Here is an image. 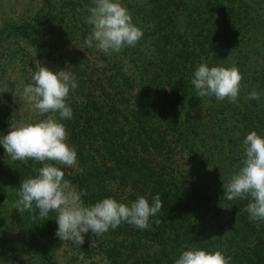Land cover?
Here are the masks:
<instances>
[{
    "label": "trees",
    "instance_id": "obj_1",
    "mask_svg": "<svg viewBox=\"0 0 264 264\" xmlns=\"http://www.w3.org/2000/svg\"><path fill=\"white\" fill-rule=\"evenodd\" d=\"M175 1L182 6L178 7L174 0L164 3L153 0L154 5L160 2L165 7L161 12L149 10L148 15L158 24L154 26L159 33H156L154 41L162 40L166 49L159 45L164 51L160 56H138L141 62L138 73L130 79L131 86L135 87L131 96L127 95L121 83L113 81V77L106 78L108 86L119 89L116 93H120L121 97L118 99L129 106L121 108V114H129L140 134H143L142 125L148 119L165 110L163 119L158 123L153 122L146 132L149 140H146L147 149L152 151V159L156 163L163 159L165 172L161 174L159 168L155 167L162 177L158 182L154 179L150 183V186L154 185V190L142 195L151 205L152 198L159 194L162 209L155 217H150L148 229L140 230L134 226L130 229L127 223L109 229L108 232L124 236L121 243L124 251L117 254L118 258L123 257V262L111 257L110 263L175 264L183 251L195 248L213 253L220 251L226 258H231L230 264H264V222L249 220L244 208L250 199L222 200L223 187L221 194L214 189L216 182L212 180L213 176L209 177L210 171L203 164L206 153L201 152L206 143H211L220 156L222 172L227 173L230 179L244 159L243 150H237L243 138L252 131L264 137V68L256 70V64L262 63L264 56L262 61L257 60L256 56L253 59L248 56L243 59L225 56L227 52H234L229 48L228 34L233 28L238 29L242 20H248L256 27L264 23V0H196L199 8L192 0ZM46 4L49 5L47 0ZM140 18L145 19L143 16ZM34 25H39L37 18L32 22L31 29ZM25 29L24 24L10 28L26 34ZM201 63L225 68L235 65L239 69L243 79L236 103L224 100L213 104V97L196 95L191 80ZM158 70L163 72L162 80L156 76ZM78 73L80 77L84 75V72ZM130 84L127 81V86ZM252 91L261 94L259 100L247 99ZM75 94L81 103L77 104L76 111L71 106L74 123L66 125L67 143L77 152L76 170L72 171L70 167L56 162L49 163L60 168L64 177L78 191L86 190L87 195L81 199L88 205H94L110 198L107 178L98 179L92 186L89 184L90 170L95 169L93 161L97 156H104L99 161L101 165L106 166L108 161L117 166L109 169L112 177L118 175L120 180L127 175L130 177L128 161L120 156L119 162L115 150L124 136L121 132L125 131L122 125L113 127L108 123L107 115L119 109L117 103H95V100L87 101L81 94ZM125 96L130 99L124 101ZM206 101L210 102L211 108L206 109L208 112L205 116L208 118L204 119L201 110ZM232 120L235 122L232 123ZM233 131L239 133L238 137H232ZM164 133L165 142L162 140ZM140 147L145 149L141 143ZM180 151L186 158L183 166L178 168L174 161ZM200 153L203 155L200 156ZM22 167H25L22 162L7 166V177L16 191H19L20 183L15 174ZM7 197L15 199V194L7 193L0 183V202ZM157 219L161 221L158 225L155 223ZM215 223L217 230L210 229ZM27 235L32 237L31 234ZM109 250L107 248L105 251L110 253Z\"/></svg>",
    "mask_w": 264,
    "mask_h": 264
},
{
    "label": "rangeland",
    "instance_id": "obj_2",
    "mask_svg": "<svg viewBox=\"0 0 264 264\" xmlns=\"http://www.w3.org/2000/svg\"><path fill=\"white\" fill-rule=\"evenodd\" d=\"M160 1L164 3L166 0ZM47 2L49 5L46 4V0H0V138L8 134L10 125L35 123L45 118L38 115L23 96L24 87L32 83V75L36 70L34 61L41 62L53 72L70 71L75 76L78 87L70 91L66 103L72 106L74 111L78 110L77 104L81 103V99L76 97L75 92L81 94L82 98L87 101L117 103L118 111H112L114 113H109L107 118L108 123L113 127L122 125L125 131L121 132L124 136L115 150H117L118 159L122 156V160L128 161L129 171H127L130 177L127 175L124 180H120L118 175L112 177L109 169L112 167L115 169L117 166L108 161L105 163L106 166L101 165L99 161L104 156L96 155L93 161L95 169L90 170L89 174V184L92 186L98 179L107 178L110 182L108 186L110 198L130 205L145 193L154 190V185L150 186V183L154 179L158 182L157 180L162 177V175L159 176V171L154 169L155 167L159 168L161 174L165 172L163 159L160 158V162L156 163V160L152 159V151L148 150V144L146 145V140H148L146 132L152 127L153 122L158 123L163 119L165 110L160 115L148 119L142 125L143 134H140L133 119L129 118V114H121L120 109L129 106L118 99L121 97L120 93H116L119 89L108 86L106 78L113 77V81L121 83L127 95L131 96L135 87L131 86L130 79L138 73V64L141 62L139 57L150 58L157 54L160 56L164 51L159 45L163 46L164 50L166 49V44L162 40L154 41L156 33L159 34L155 28L158 24H155V20L150 19L148 15L149 10L161 12V9L165 7L163 4L160 5V2L159 5H154L153 0H120V3L131 14L133 23L142 29L144 35L135 48H124L118 54L109 55L95 47L89 48L84 43L91 31V26L86 23V19L90 15L88 9L94 6V0H47ZM192 2L195 4L196 0ZM173 3H176L178 7L182 6L178 1L174 0ZM198 6L195 4V7L199 8ZM142 16L146 19V24L145 19L140 18ZM36 18L39 25H34L31 29V24ZM254 20L258 22L256 18ZM245 22L246 26H244ZM19 24L25 25L26 34L10 30L11 26ZM234 29L228 34L229 48L234 52H227L225 56H231L230 58L239 56L238 59L240 57L243 59L244 56L253 59L256 56L257 60L262 61L264 23L257 24L256 27L248 20H242L239 28ZM156 46H158L157 49ZM258 64H256V70L264 68V61ZM79 71L84 72V75L80 77ZM162 73L158 70L156 74L160 80H162ZM127 81L130 86H127ZM106 94H108L107 97ZM128 96L124 97V101L130 99ZM213 98V104H216L217 100ZM202 106V116L204 115L206 119L208 118L205 116L208 112L206 109L211 108L210 102L206 101ZM73 116L70 120L61 121L66 130H68L67 123H74ZM57 119H59L58 116ZM238 134L233 131L232 137H238ZM162 135L164 138L162 140L165 142L166 134ZM140 143L145 149L140 147ZM210 144L206 143V147L201 149V152L206 153L203 164L210 171L209 177L213 176L212 180L216 182L214 189L219 190L217 193L221 194L220 190L223 187L221 184L226 183L229 176L222 172L223 168L219 163L220 156ZM240 149L243 150V143L237 147V150ZM185 158L183 152L180 151L175 155L174 164H177L178 168L183 166ZM18 162L25 164V167L15 174L20 185L23 180L36 175L35 169L42 167V164L34 160H12L0 145V183L7 193L15 194V199L7 197L0 202V264H111V257H117L119 262H123V257L118 258L117 256L119 252L124 251L121 245L124 236L119 233L116 235L113 232H106L96 237L89 231L84 237L83 245L78 247L68 243L64 246V242L55 235L58 225L54 212L43 221L33 218L38 214L35 208L32 213L25 211L21 214L16 209V203L20 199L19 191L15 190L14 184L7 177V166ZM119 162H121L120 159ZM70 169L74 171L76 166ZM98 172L100 177H98ZM71 185L75 186L72 183ZM84 204L88 205L85 202ZM216 224H213L210 229L217 230ZM132 227L129 225L130 229ZM27 234H31L32 237ZM107 248H110V253L105 251Z\"/></svg>",
    "mask_w": 264,
    "mask_h": 264
},
{
    "label": "clouds",
    "instance_id": "obj_3",
    "mask_svg": "<svg viewBox=\"0 0 264 264\" xmlns=\"http://www.w3.org/2000/svg\"><path fill=\"white\" fill-rule=\"evenodd\" d=\"M88 11L86 23L91 26V31L84 43L89 48L95 47L109 55L118 54L124 48H135L144 35L120 0H94V6ZM34 63L36 70L32 83L24 87L23 96L33 110L45 118L35 123L10 125L8 134L0 138V145L12 160H34L42 164L35 169L34 177L21 183L16 209L23 213L35 208L38 214L33 218L41 221L54 212L58 225L55 235L64 246L71 243L79 247L84 244L89 231L99 237L122 223L140 230L148 229L150 217H155L162 209L159 194L152 198L151 205L143 196L130 205L114 198L85 205L81 197L87 195L86 190L78 191L64 179L65 174L60 168L49 163L68 167L77 164V152L67 143L68 133L61 121L73 116L66 101L78 84L70 71L53 72L39 61ZM242 79L235 65L225 68L201 63L194 71L191 84L198 97H215L217 101L236 103ZM260 95L252 91L247 99L259 100ZM242 143L244 159L239 170L223 183L222 200L250 199L244 208L249 220L264 222V137L252 131ZM155 223L158 225L161 221L157 219ZM230 260L220 251L213 253L193 248L183 251L175 264H230Z\"/></svg>",
    "mask_w": 264,
    "mask_h": 264
}]
</instances>
